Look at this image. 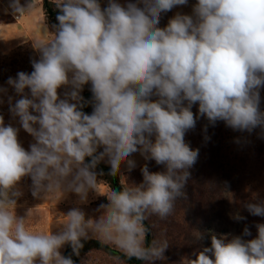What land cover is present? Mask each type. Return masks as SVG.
I'll return each mask as SVG.
<instances>
[{
    "label": "clouds",
    "instance_id": "9594fccd",
    "mask_svg": "<svg viewBox=\"0 0 264 264\" xmlns=\"http://www.w3.org/2000/svg\"><path fill=\"white\" fill-rule=\"evenodd\" d=\"M187 2L143 0L141 9L109 0L102 10L98 0H58L62 14L56 33L48 40H33L41 53L34 70L8 80L16 93L26 88L31 92V99L24 96L10 107L35 138L30 151L18 142V129L5 126L0 116V264H74L59 250L68 243L78 256L81 238L87 240L89 233L128 259H162L169 243L153 239L146 246L149 229L144 221L151 215L167 219L183 195L187 169L198 157V150L184 140L196 124L192 105L198 102L200 115L213 124L222 120L233 129L264 128L259 109L264 0H198L195 19L178 14L167 27L158 26L161 13ZM35 7L34 0L26 7L20 0L9 4L17 18ZM89 82L95 101L91 115L78 108L80 91ZM63 85L72 90L59 99L57 90ZM153 95L159 97L155 102ZM99 146L103 151L96 154ZM138 150L166 171L152 173L145 165L142 184L103 194L109 203L100 205L104 212L98 220H86L83 211L72 209L63 230L48 234L30 231L29 217L15 214L16 198L22 194L16 185L22 177H31L33 196L71 191L85 202L89 190L99 192L92 169L100 161L108 157L115 175L122 162L135 167L129 157ZM245 207L264 216V202ZM256 227L258 236L250 240L234 236L226 242L213 235L211 247L184 264H264V224ZM243 235H251L247 227ZM196 238L203 236L197 233Z\"/></svg>",
    "mask_w": 264,
    "mask_h": 264
},
{
    "label": "rangeland",
    "instance_id": "374dc122",
    "mask_svg": "<svg viewBox=\"0 0 264 264\" xmlns=\"http://www.w3.org/2000/svg\"><path fill=\"white\" fill-rule=\"evenodd\" d=\"M36 1L34 3L36 5ZM58 2V0H52ZM2 6L8 11L10 0H1ZM31 0H20L22 6H27ZM101 9L109 6L108 0H98ZM42 11L41 5L35 7L31 12L25 14L21 18V23H26L28 30L35 33L38 40H45L48 33L44 31L43 23L38 22L39 13ZM0 7V14H3ZM170 11L161 13L159 27H167L170 21ZM19 47L24 46L26 49L29 43L20 39L14 42L0 43V116L4 119L5 126H12L18 129L17 139L20 145L26 150L30 151V146L36 143L35 138L26 132L20 124L19 117L13 116L10 107L14 106L18 99L27 96L31 97L30 89L26 88L23 94L16 93L15 89L8 84L9 78L18 79L17 73L23 71H32V61L29 55H26L25 60L20 59L15 52ZM18 47V48H17ZM28 51V50H27ZM38 60L41 58L38 56ZM61 88H58V95H61ZM67 91H71L70 85L64 87ZM82 90L80 91V95ZM262 96V87L259 89ZM11 97V101H9ZM150 99L155 102L159 99L158 96H151ZM70 103L76 101L69 100ZM185 106L187 102L185 101ZM33 115H38L34 110H29ZM194 118L197 120L199 113V103H195L191 107ZM15 119V120H14ZM34 127H39L34 125ZM261 137L260 132L250 134L249 137L240 139L238 157L235 162V175L237 184L235 190L231 191L229 188H214L213 192L218 193V199H211L212 194L206 186L207 181L214 176L212 156L209 155L205 159L204 165H198L192 173V178L189 175L187 179V187L182 189L183 195L177 197L175 201V210L172 217L168 221H162L158 216L151 215L148 220L155 231V239H167L169 246L163 253V258L152 262L145 261L143 264H184L185 260L196 259L200 251L204 247H211V237L215 235L218 239L226 238V242L231 240L234 236H241L244 240L255 239L258 236L257 224H264V216H255L248 212L242 211V206L247 203H262L264 202V150H260L257 141ZM154 141V136L151 137ZM194 141L197 142V136H194ZM185 143L189 145L194 144L192 141L191 130H187L184 136ZM99 152L103 151V146L98 147ZM130 160L134 161L135 167L129 168L127 162H122L118 171L120 182L125 184H142L144 181L142 169L146 165L149 172H164L166 166L157 164L155 160L145 159L141 151L133 153ZM105 164L111 167L108 163V157L102 160ZM191 172V167L187 169ZM201 179L199 185L195 184V178ZM99 183V192L89 190L87 200L80 201L78 194L68 191L62 195L57 193L54 196L45 197L43 192L37 196H33V182L30 176H24L17 182L16 188L22 194L16 198L15 214L18 217L28 218L26 220V227L36 233H57L63 230V225L67 222V213L72 209H80L85 213V219L98 220L103 215L104 210L100 209V205H107L109 200L106 193L110 191L108 188L97 179ZM194 185L197 186L199 194H196ZM244 217L242 220H237L236 215ZM219 219L220 221H216ZM214 221H216L214 223ZM165 222V223H164ZM219 223H221L219 225ZM247 227L251 233L249 236H244L243 232ZM199 233L203 239H197L196 234ZM90 239H96L89 233ZM98 240V239H96ZM67 244V243H66ZM65 244V245H66ZM65 245L59 250L61 255L64 253ZM118 250L114 245H109ZM120 251V250H119ZM210 258L214 257L209 253ZM123 264L113 260L103 254L91 253L87 255L82 264Z\"/></svg>",
    "mask_w": 264,
    "mask_h": 264
},
{
    "label": "trees",
    "instance_id": "16d2710c",
    "mask_svg": "<svg viewBox=\"0 0 264 264\" xmlns=\"http://www.w3.org/2000/svg\"><path fill=\"white\" fill-rule=\"evenodd\" d=\"M188 1L198 3V0ZM41 2L45 24L52 32L56 33L57 27L59 25L57 16L62 14V12L57 7V2H54L52 0H41ZM13 55H16L20 59L23 58V60H25L26 55H29L32 61V65L34 61H39L31 45H29L28 49H26L24 46L19 47L17 52H15V54ZM33 70L34 69L32 66V71ZM23 72L31 74L30 71ZM91 87V82L83 85L82 93L80 95L83 99L80 101V104H78L79 110L83 111L85 114L88 115L92 114L95 103ZM262 94H264V86H262ZM259 109L261 112H264V96H262L261 98V95ZM190 130L192 135V141L194 143L190 144V148L192 150H198V157L194 165L191 166V172L189 175L192 178L193 170L198 165H204L206 157L211 155L213 165L210 164V166L213 168L214 176L211 177L206 183L208 189L211 190L209 193L210 195L212 194V189L214 188H229L231 191L235 190V186L238 181V177L234 173L235 162L237 159H239L237 155L239 149L238 142L240 141V139L243 138V136L246 138L249 137L250 134L260 132L261 137H259L257 144L259 147H261L259 148L261 151L264 150V128L261 127H256L252 131L233 129L222 120H218L213 124L207 119L206 116H202L200 115V113H198L195 127ZM194 136H197V142L194 141ZM99 153V149L97 148L96 154ZM90 161L91 157L85 158V163H90ZM92 170L97 173V179L101 181L108 188L109 191L114 190L119 192L123 190V185L120 182L118 172L115 175H112L111 167L105 164L103 161H100L97 164L96 168ZM200 183L201 179L196 177L195 184L199 185ZM187 185L188 183L186 181L184 185V190H186ZM196 185H194L193 188L196 191V194L198 195L199 192ZM199 196H201V192ZM216 198L218 199V193L214 191L211 199L214 200ZM246 210L247 208L245 206H242L241 212H244ZM170 217H172V215L162 221H168ZM216 221L220 220L216 219ZM216 221H214V223ZM220 224L221 223H219V225ZM144 225L146 228L149 229L145 237V244L146 246H148L151 244L152 240L155 239V231L152 228L150 220H145ZM81 243L83 244V248L79 250L78 256L73 253L72 247L68 243L65 245L63 256L66 258L70 257L74 261V264H82V260L91 253L103 254L123 264H143L145 262L136 259L135 257L128 259L122 254L121 251L116 250L115 248L109 245H102L101 242L96 239L88 238L87 240H85L81 238ZM118 256L120 257L119 260L116 259V257Z\"/></svg>",
    "mask_w": 264,
    "mask_h": 264
},
{
    "label": "crops",
    "instance_id": "0c3cea01",
    "mask_svg": "<svg viewBox=\"0 0 264 264\" xmlns=\"http://www.w3.org/2000/svg\"><path fill=\"white\" fill-rule=\"evenodd\" d=\"M36 2H37L36 7L41 5V8H42L41 0H38ZM115 2L125 8L127 7L129 3L136 4L137 7H140L141 9L144 8L143 0H115ZM196 4L197 3L195 2L188 1L187 4L185 5L175 6L173 9L170 10V16H169L170 20L173 19L178 14L192 16L193 19H195V14H194L193 9ZM0 7L4 11L3 14H0V43L2 44V42H6V43L14 42V41L23 39L25 40V42H28L34 49L35 53L41 57V53L33 46V40H38L36 38L37 36L32 31L28 30L25 22L24 23L20 22L21 18L24 15L17 18L15 15H13L10 11H8L6 8L2 6L1 0H0ZM37 21L40 23H43L44 28L49 30V35H47L45 40L50 39L55 34V32H52L45 24L43 10L40 11L39 19ZM19 46L21 45H18V47ZM61 87H62L61 95H58V97L59 99H65L66 98L65 94L68 93L69 91H67L64 88L65 85Z\"/></svg>",
    "mask_w": 264,
    "mask_h": 264
}]
</instances>
